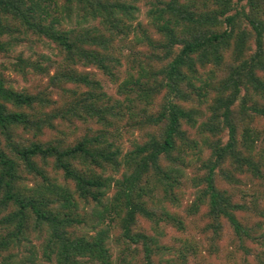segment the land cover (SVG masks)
Here are the masks:
<instances>
[{"label": "trees", "instance_id": "trees-1", "mask_svg": "<svg viewBox=\"0 0 264 264\" xmlns=\"http://www.w3.org/2000/svg\"><path fill=\"white\" fill-rule=\"evenodd\" d=\"M29 34L57 44L54 73L22 56L15 67L46 70L61 98L0 71V264H23L11 251L32 231L55 264H111L113 228L124 263L133 250L143 264H249L241 251L264 264L263 222L240 217L248 203L226 187L264 179V0H0V52ZM60 117L97 127L43 139ZM190 188L188 212L204 208L191 236L172 209Z\"/></svg>", "mask_w": 264, "mask_h": 264}, {"label": "rangeland", "instance_id": "rangeland-1", "mask_svg": "<svg viewBox=\"0 0 264 264\" xmlns=\"http://www.w3.org/2000/svg\"><path fill=\"white\" fill-rule=\"evenodd\" d=\"M144 3L145 2L141 4V12L139 13V19L145 22L146 11L148 6ZM19 56L25 57L32 61H39L43 65H47V70L50 74H53L55 69L49 65V60H57L60 58L57 44L54 41L49 40L48 38H38L34 34H29L24 40L22 39L21 41H18L14 48L10 49V51L0 52V71L2 72L3 76L6 78L8 83H11L16 89L36 92L48 87L50 77L46 70L38 71L33 69L32 67H28L25 69V71L20 72L16 69L15 62L18 60ZM125 64L126 65L123 68V75H125L127 61H125ZM90 71L95 72L96 77L100 79L105 91L108 94L113 95L115 97H121L117 92L118 85L116 83L112 82L108 77L104 76L95 68H90ZM48 90L51 91L52 96L55 97V99L61 98V91L58 88H52L51 86H49ZM46 109L51 111L54 108L51 106L47 107ZM55 123V128L45 129L44 135L42 136L43 139L47 140L55 136L74 138L85 133L89 127H97V125L92 120L81 121L74 119L71 123L65 118L63 119L62 117L57 118V120H55ZM147 131H149V127L142 130H137L133 138H129L126 136L123 137L122 145L124 149H128L131 147L132 139L134 138H136L137 140H143ZM24 135L26 137L33 138L32 134ZM224 186H226V183H224ZM226 187L234 191V193L236 194L234 198L236 200L244 199V201L248 203V210L240 211L239 216L246 217L251 221L253 219L261 220L264 226V179L261 180L251 175H243L242 183L237 187L235 186L236 188L229 185H227ZM238 187H243V189L245 190L249 189V192H247V194H243L239 191ZM194 193V188L188 189L185 194V197L182 199L181 204L178 207L172 208L173 210H176L179 215H181L185 219L187 229L184 231L183 234L190 236L192 234L196 235L195 233L199 231L200 222L202 223L203 221L202 213L204 212V208L201 212L194 215L188 212V208L195 198ZM3 214L4 213H0V217ZM142 221L151 230L149 222L145 221L144 218ZM164 226L167 227V225L165 224ZM170 228L172 229L174 227L170 226ZM75 232H77L78 234L86 233L87 235L94 234V230L89 225L78 227L75 229ZM119 233V228H113V232L111 233L110 239L108 240L112 260L111 264H143V258L141 253L139 252L135 255V252L133 250H131V254H129V263L123 262L124 257L122 250L125 244L122 242H118V240L116 239L117 236H119ZM37 235L38 233L36 234V232L32 231L29 236L30 240L24 241L20 247L12 249L11 252L18 253V256L19 258H21L23 264H55V257H53L52 260H47L43 256L41 245L43 243L45 235ZM253 245L258 251H262V249H264V246H260V244L253 243ZM229 246L231 249H228L226 251H232L233 249H236L237 243L228 244V247ZM132 257L134 258L131 259ZM237 257L241 262L247 261L249 264H254V255H246L243 251H241L237 252ZM212 261L213 264L219 262V259H217V255H214L212 257ZM96 264L102 263L96 262Z\"/></svg>", "mask_w": 264, "mask_h": 264}]
</instances>
